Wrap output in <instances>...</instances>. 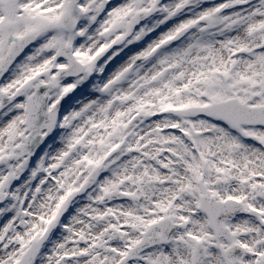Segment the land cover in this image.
Listing matches in <instances>:
<instances>
[{
	"label": "snow or ice",
	"instance_id": "1",
	"mask_svg": "<svg viewBox=\"0 0 264 264\" xmlns=\"http://www.w3.org/2000/svg\"><path fill=\"white\" fill-rule=\"evenodd\" d=\"M0 264H264V0H0Z\"/></svg>",
	"mask_w": 264,
	"mask_h": 264
}]
</instances>
